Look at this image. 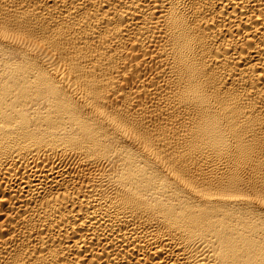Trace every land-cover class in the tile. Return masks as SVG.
<instances>
[{
    "label": "bare ground",
    "instance_id": "bare-ground-1",
    "mask_svg": "<svg viewBox=\"0 0 264 264\" xmlns=\"http://www.w3.org/2000/svg\"><path fill=\"white\" fill-rule=\"evenodd\" d=\"M0 264H264V0H0Z\"/></svg>",
    "mask_w": 264,
    "mask_h": 264
},
{
    "label": "snow or ice",
    "instance_id": "snow-or-ice-1",
    "mask_svg": "<svg viewBox=\"0 0 264 264\" xmlns=\"http://www.w3.org/2000/svg\"><path fill=\"white\" fill-rule=\"evenodd\" d=\"M245 151L247 152V149H245Z\"/></svg>",
    "mask_w": 264,
    "mask_h": 264
}]
</instances>
